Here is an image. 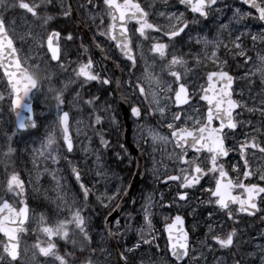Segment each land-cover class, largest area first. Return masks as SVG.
I'll use <instances>...</instances> for the list:
<instances>
[{"label": "snow or ice", "instance_id": "obj_1", "mask_svg": "<svg viewBox=\"0 0 264 264\" xmlns=\"http://www.w3.org/2000/svg\"><path fill=\"white\" fill-rule=\"evenodd\" d=\"M225 9L231 12L227 23L223 22ZM18 10L21 15L15 14ZM77 11L89 17L98 36L115 43L133 68L137 65L139 52L144 71L135 83L129 81V87L140 98V104H129L130 114L139 126L142 143L138 146L148 154L153 172L164 168V182L175 184L173 203L177 207L181 203L191 205L193 190L199 186V190L208 195L207 202L214 203L225 212L227 220L232 221L230 230H225L226 221L218 220L209 212L204 223L206 231L197 247L183 227V216L177 214L169 218L171 223L165 224L168 240L164 257L152 252L155 237L149 239L141 228L139 239L131 246H121L117 242L116 247H122V250L116 251V264H209L206 253L213 254L212 264H228L229 258L231 264H264V244L251 250L243 248L247 242L242 239L240 221L232 211L233 205H238L239 212L249 216L264 211V91L254 96L255 81L252 79L258 76L264 89V30L253 33L248 24L253 20L264 24V0H235L234 3L229 0H174V3L160 0L159 7L157 0L144 3L141 0H75V3L72 0H0V70L9 86L7 96L0 92V112L7 100L9 112L16 116V131L4 133L6 148L0 154V234L3 237L0 239V264H23L21 236L29 232L33 220L35 227L31 231L37 238L31 246L34 250L32 259L39 255L45 258V264H109L106 238L112 240L119 236L122 240L129 230L126 224L125 232H121L120 221L116 220L117 229L113 232L106 220L105 233L96 232L99 239L93 235L91 217L85 215L89 197L95 195L96 201L110 214L120 208L113 202L121 196L123 189L112 190L106 183H101L108 178L102 152L82 147L80 151L84 155L81 159L76 154V138L70 131L71 121L75 120L77 137L83 133L91 143V137L87 136L90 130L98 136L103 150L118 147L126 152L118 139L122 130L118 106L113 107L114 102L105 100L101 109L100 97L90 95L83 102L89 110L88 124L83 130L79 127L82 120L64 110L68 83L79 81L83 88L91 82L110 85L112 81L96 71L91 56L84 60L77 55L75 61H69L77 65L73 68L75 80L65 83L62 89L53 88L51 82L56 72L51 62L55 61L58 69L67 71L64 60L71 55L70 48L62 51L58 43L59 30L47 35L45 55L51 53L50 57L45 59L38 54H29L45 49L43 31L50 22L58 16L72 18ZM210 18L216 21L215 35L211 37L203 33L202 27ZM193 33H196L195 37ZM65 40L66 43L74 41L71 31H67ZM258 44L262 46L260 50H256ZM145 45L152 54L150 58L145 55ZM196 46L199 51H192ZM185 47L188 52L183 51ZM84 51L86 53L87 49ZM251 51H255V60L249 55ZM228 55L242 58L245 65L252 62V67L240 77L247 81L248 99H245V87H240L239 91L234 88L236 77L227 70ZM188 57L193 63L190 64ZM205 62H210L215 69L206 73V85L194 81L193 89L199 88V91L191 90L189 74L198 77L197 69ZM45 82L49 83L48 92L54 94L55 119L49 125L38 155L58 166L44 169L54 182L51 196L47 189L40 195V175L36 176L35 182L31 171L27 180L23 178L16 169L13 159L16 149L12 146L17 132L37 127L31 100L34 90L39 91ZM79 99L81 96L77 91L74 101ZM194 100L204 102L206 111L202 112L193 104ZM173 106L175 110L168 119L167 112ZM73 107L82 111L75 102ZM187 108L195 115L189 114ZM24 110L30 114L26 117L27 122L21 119ZM257 115L258 119L254 120ZM153 120L157 123H151ZM105 121L117 135L115 145L105 138ZM162 126L167 127L169 134L159 131ZM61 139L62 147L58 143ZM169 145L171 151H168ZM231 153L236 154L235 163L228 159ZM115 155L120 158L119 151ZM32 164L38 169L36 157ZM61 164L62 168L59 167ZM170 167L171 171H168ZM85 169L92 173L91 179L95 183L91 186L82 179ZM230 171L235 173V178ZM252 177H258V180L253 182ZM66 180L73 181L78 189L72 196L66 190ZM203 180H207V187L201 184ZM97 184L104 188L103 192H99ZM29 186L36 194L31 203ZM237 190L242 194L234 195ZM46 201L54 207H47ZM151 206L152 197L149 196L143 208L149 233L153 228ZM41 208L46 210L38 211ZM192 212H196L195 206H192ZM155 247L159 248V245ZM27 251L26 246L24 252ZM218 251L226 252L228 257L214 255ZM138 252L141 254L137 255Z\"/></svg>", "mask_w": 264, "mask_h": 264}, {"label": "rangeland", "instance_id": "obj_2", "mask_svg": "<svg viewBox=\"0 0 264 264\" xmlns=\"http://www.w3.org/2000/svg\"><path fill=\"white\" fill-rule=\"evenodd\" d=\"M146 2V0H144ZM170 3H174V0H169ZM230 3H234L235 0H229ZM160 6V0H157V7ZM183 10V9H181ZM16 15H21L22 13L18 10L16 13ZM190 15V14H189ZM82 16H85L84 14H82ZM231 16V12L228 11L227 9H225L224 13H223V22L227 23V18ZM62 18L61 22L67 21L68 19L62 17V16H58L56 18L57 21H59ZM90 22V20H89ZM51 23V22H50ZM249 26L251 27V30L253 33H258L261 30H264V26L263 25H258V21H248ZM89 25H93L94 28L92 29V32L94 33V35L96 37H100L97 34V29L96 26L94 24H91V22L89 23ZM203 33L208 34L210 37L215 35V29H216V21L212 18L209 19V21H207L203 26ZM56 28H58L61 31V39H62V48H64V45L66 44L65 41V37L67 34V31H71L68 27L62 25V23L60 25H57ZM48 30H49V25L47 27L46 31H43V35H44V39L47 37L48 35ZM72 32V31H71ZM73 36H74V41L71 43H67V49L65 51H67L69 48L71 49L72 54L75 55V59L77 58V55H79L82 59L86 60V58L90 55H88L90 53V51L87 49L86 54L84 53V43L82 42V39H80V37H78V33L75 31L72 32ZM193 37L196 36V33L192 34ZM103 38V37H102ZM226 38V37H225ZM106 44V42H105ZM248 47L251 46V41L248 40L247 41ZM83 45V47L81 48L80 46ZM27 48V46H25ZM262 46L261 45H257V49L256 50H260ZM79 50V51H77ZM184 52H188L189 49L187 47H185ZM192 51H197L194 50V48L192 49ZM45 49L39 51V53H37L35 50L32 53H29L30 55H40L42 57H44L45 59L48 58V55H45ZM223 53V52H222ZM253 53V60H255V51H251L249 52ZM231 56V55H228ZM190 64L193 63L192 59L190 57H188ZM149 62H151V59L149 60ZM65 65L67 66L69 63L67 61V59L64 60ZM53 69L55 70L56 74H58L59 72H62L64 70L58 69L56 67V64L51 63ZM209 64V63H208ZM237 65L240 67V69L243 68V61H239L237 63ZM245 65V64H244ZM98 64L95 62V68L96 71L100 72L101 76L104 77V70L103 68H97ZM208 67H205L204 64L201 65L198 69V77L200 75V69L203 68H211L214 65H207ZM252 67V62H250V65L245 69V72ZM67 68V67H66ZM106 69V68H105ZM71 71L73 72V68H71ZM157 71H159V68H157ZM105 72L110 75V71L108 69L105 70ZM245 72L242 75H238V78L240 79V77H242ZM74 73V72H73ZM191 76L192 81H196L197 79H199L198 77H192L191 74H189ZM126 79H129V76H127ZM255 83L253 84V95L255 96L256 94L260 93L261 91H264V89L261 88L260 85V81H259V77H253L252 78ZM95 85L100 84L99 81L93 82ZM44 87L46 89V91H44L42 93V95L38 96V107L36 108V113H35V119L38 123V130L39 132H37L36 135H32V134H16V136H14L15 140L13 139V148H17L18 153V157H17V152L14 156V159L17 160V162L19 161L18 167L21 169V173L23 174V178L25 180H27L28 178V172L31 171L32 172V177L33 180L35 182V178L37 175H40V180H39V185H40V195H42L44 193V190L47 189L49 190L48 194L51 196L53 195L52 193V188L54 186V182L51 179V176L48 175L44 169L45 167L52 169L55 167H58L57 165H52L50 161H45L43 158L39 157L38 155V150L41 149L42 145L45 143V139H46V135L49 131V125L51 124V122L55 119V101L52 99V96L54 95L53 93H49L48 92V87H49V83L45 82ZM238 85L239 87L237 88V91H239L240 87H245V99H248V91H247V81L243 82V81H238ZM0 86L1 89L0 92L5 91V96L8 95L7 92V88L5 86V83L3 82V80L0 78ZM51 86L54 88L55 87V83L51 82ZM99 87H96L95 92H98ZM132 90H127L126 94L131 95ZM134 102V101H133ZM77 103L79 104V101H77ZM249 104H251V100H249ZM80 106H83V104L81 103ZM169 112V113H168ZM167 112V117L168 119L171 118V110H169ZM2 115H5V118H2ZM118 117H119V113H118ZM75 119H77V117H74ZM253 119H258V115L253 117ZM152 123V121H151ZM5 124V125H4ZM73 124V135L76 138V154L81 158L82 157V152L80 151V149L83 147L82 143H81V139H80V135L77 137L76 135V129H77V125L75 124V120L72 121ZM13 126H14V121H13V115L12 113L9 112L8 109V102L7 100L4 102L3 104V111L0 112V150L3 152L6 148V140L4 138V133L8 132L9 134H11L12 132H14L13 130ZM110 138L112 139V137H117V135L114 133L113 134V130L110 128ZM163 134V133H162ZM57 135L59 136V132H57ZM135 138L141 143V139H140V132H139V128H137L136 132H135ZM58 143L61 145V147L63 146V142L62 139L58 141ZM113 145H115V143H112ZM36 150V151H34ZM168 150H169V146H168ZM119 151L120 152V158L123 161L121 170L126 171L127 165H125L124 161L128 158L127 154L125 153V151L120 150L118 147H114L113 148V154L115 155V153ZM1 154V153H0ZM36 157L37 159V163H38V169L33 167L32 164V160L33 158ZM233 160L232 162L235 163L236 160V154L233 153L232 156ZM21 158H23L21 160ZM158 159L160 158L159 156L157 157ZM107 170H108V178L106 181H102L101 183H106L107 187L109 189L114 190L116 187H120L123 184V177L121 176V173L119 174L118 170L115 168V171H110L107 167V165L105 164ZM59 167H63V165L61 164ZM120 168V166H118ZM168 171H171V167L168 169ZM164 172L165 169L164 168H160L158 172L154 173L153 172V165L152 162L149 160V164H148V173L149 176L147 178V182L143 185V187L140 189V191L138 192V195L136 196V198L133 200L135 201V203H132L129 205V207H127L125 209V211L123 213H121V215L118 217L117 220L120 221V231L121 232H125V225L127 224L129 226V230L127 232H125L124 235V239H120L119 236L116 237L117 242H119V244L121 246H131L132 244H134L140 236V232L139 229L143 228L144 232L148 235L149 239H152V237H155L154 240V245L152 248V252L153 253H158L161 257H164L166 255V248H167V244L165 241V236L163 234V227L165 225L166 222H169L171 219H169L170 217H175V215L179 214L181 216H183L184 218V226L186 228V230L189 232V236L192 240V242L194 244H197V242L201 239H203V234L206 231V228L204 227V223L205 220L207 219L208 213L212 212L214 214V216L221 221H226L225 224V230H230L231 226H232V221L227 220V216L225 214V212L221 211V209H219L214 203H208V195L206 193H204L203 191L199 190V186L197 187V189H194V196L192 199V204L188 205V204H183L181 203V205L179 207H177L174 203H173V196L175 195V185L174 184H169L168 188L169 189H164L162 186H160L159 184V180L161 178H163L164 176ZM233 173V178H235V173ZM65 176H67V173H64ZM92 177V173L87 171L86 169L83 172V176L82 179L89 183V186H91L92 183H95L94 181H92L91 179ZM253 182H256L258 180V177H252L250 178ZM245 183H248L247 180L244 181ZM264 183V182H262ZM201 184L204 185V187L208 186L207 180H203L201 181ZM65 185H66V190L68 191V195L72 196L77 192V187L74 185L73 181L70 180H66L65 181ZM164 185V184H163ZM96 187L99 189V192H103L104 188L100 186V184H97ZM145 187L148 188V191H145ZM240 191V190H239ZM99 194V193H97ZM151 196L152 197V206L150 208L151 211V216H152V231L149 233L148 228L145 226L144 223V212H143V208L145 205V201L146 199ZM36 198V194H34L31 190V186H29V202L31 203L34 199ZM93 198L96 200L95 195H93ZM77 199H79V197L77 196ZM202 201V202H201ZM47 207H54V205L50 204L49 202H45ZM192 206L196 207V212L193 213L192 212ZM104 208V207H103ZM105 209V208H104ZM45 208H41L38 211H45ZM233 213L235 214L236 218L240 221L239 223V228L241 229V234H242V239L243 241H246L247 243H244L242 246L243 248L247 249V250H251L254 249L256 245L259 244H264V211H261L259 217L258 215L253 217V218H249L246 217L244 215H240L238 213H235V209H232ZM129 213L131 214V218L129 217ZM91 216V213L88 215ZM100 216V213L98 211H93L92 212V224L93 226L91 227L93 235L95 236L96 232H101L104 233L102 226H101V222L100 220L98 221V218ZM262 219L263 222H260V220ZM30 229L32 227H35V221H31L30 222ZM113 232L116 231L117 229V225L114 222L113 223ZM32 232V231H31ZM96 239H99L98 236H95ZM209 243H212V241H209ZM158 244L159 248H156L155 245ZM108 248V253L109 255H107V260L109 261V264H114L112 259H111V251L110 248L108 246L107 240H106V245ZM199 245L197 244V247ZM28 251L29 252L31 250V246L27 245ZM144 248H147V246H144ZM120 249L122 250V247H120ZM143 251V249L141 250V252ZM141 253L138 252L137 255H140ZM215 254H221L220 256H225L228 257V254L224 251H218ZM214 254V255H215ZM207 258L209 261V264H212L213 261V254H207ZM22 261L23 264H36L35 262L33 263V259L32 257L29 256V254L27 253L26 255H23L22 257ZM228 264H231V259H228Z\"/></svg>", "mask_w": 264, "mask_h": 264}, {"label": "flooded vegetation", "instance_id": "obj_3", "mask_svg": "<svg viewBox=\"0 0 264 264\" xmlns=\"http://www.w3.org/2000/svg\"><path fill=\"white\" fill-rule=\"evenodd\" d=\"M202 80H203V82H201V84H204V85H205L206 82H204V79H202ZM202 80H201V81H202ZM104 86H105V89H106V93H107V94H111V95L113 96V91H114V90H113L112 85L110 84V85H104ZM192 88H193V86L190 87L191 90H193ZM198 91H199V90H198ZM198 91H197V92H198ZM127 98L130 99L129 97H127ZM192 103L195 104L197 107H199L200 110H201L202 112H203V111H206V108L203 107L204 102H199V103H197V101L194 100ZM136 105H137V104H136ZM173 107H174V106H173ZM186 111H187L189 114L195 115V113L193 112V110H192L191 108H187ZM128 115L131 116V114H130V108L128 109ZM228 143L230 144L231 141H228ZM144 159H145V153H144Z\"/></svg>", "mask_w": 264, "mask_h": 264}, {"label": "water", "instance_id": "obj_4", "mask_svg": "<svg viewBox=\"0 0 264 264\" xmlns=\"http://www.w3.org/2000/svg\"><path fill=\"white\" fill-rule=\"evenodd\" d=\"M85 30H82V33L83 34H86L85 32H84ZM87 35V34H86ZM88 36V35H87ZM123 200V199H122ZM166 232V231H165ZM166 235H167V240H168V234H167V232H166ZM113 244V243H112ZM115 249V250H114ZM113 251H114V253H115V258L117 259V257H116V251H118L117 250V248L115 247V246H113Z\"/></svg>", "mask_w": 264, "mask_h": 264}, {"label": "bare ground", "instance_id": "obj_5", "mask_svg": "<svg viewBox=\"0 0 264 264\" xmlns=\"http://www.w3.org/2000/svg\"><path fill=\"white\" fill-rule=\"evenodd\" d=\"M15 164H19V161L17 162V160H15ZM87 213V211L85 212V214ZM216 256H220L221 254H215Z\"/></svg>", "mask_w": 264, "mask_h": 264}]
</instances>
